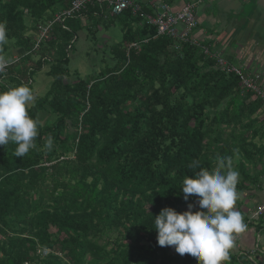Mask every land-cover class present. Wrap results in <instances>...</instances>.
I'll return each mask as SVG.
<instances>
[{
  "label": "trees",
  "instance_id": "16d2710c",
  "mask_svg": "<svg viewBox=\"0 0 264 264\" xmlns=\"http://www.w3.org/2000/svg\"><path fill=\"white\" fill-rule=\"evenodd\" d=\"M73 1L0 0V57L13 61L0 92L31 86L44 66L54 79L28 107L35 148L15 157V144L0 146V264H197L158 245L154 219L166 207L201 211L180 187L218 156L239 173L235 208L264 236V214L250 219L239 209L240 195L264 191L263 102L200 47L159 36L131 11L113 17L106 5L87 7L66 30L55 25L35 48L40 27ZM84 29L106 48L104 67L87 78L70 67ZM103 32L115 38L110 45ZM223 264L260 263L230 250Z\"/></svg>",
  "mask_w": 264,
  "mask_h": 264
},
{
  "label": "clouds",
  "instance_id": "9594fccd",
  "mask_svg": "<svg viewBox=\"0 0 264 264\" xmlns=\"http://www.w3.org/2000/svg\"><path fill=\"white\" fill-rule=\"evenodd\" d=\"M6 42V26L0 24V46ZM12 62L0 57V71ZM33 100V92L26 85L0 92V146L15 144V157H24L36 146L38 122L28 114V105ZM52 146L49 137L45 147ZM217 161L211 171L201 168L194 171V178L185 176L180 187L185 201L192 196L199 198L201 211L194 212L193 204L182 213L166 207L154 219L158 245L173 246L181 256L190 254L197 264H223L229 259L237 237L248 227L235 209L239 173L233 170L230 157L218 156ZM189 167L194 169L198 163L193 161Z\"/></svg>",
  "mask_w": 264,
  "mask_h": 264
},
{
  "label": "crops",
  "instance_id": "0c3cea01",
  "mask_svg": "<svg viewBox=\"0 0 264 264\" xmlns=\"http://www.w3.org/2000/svg\"><path fill=\"white\" fill-rule=\"evenodd\" d=\"M134 1L151 15L156 13L160 2L168 4L175 12L187 4L196 3L198 26L195 36L199 43L221 54L234 66L260 76L264 86V17L256 8L255 0ZM81 20L86 22L87 18L82 17ZM103 35L106 33L103 32ZM263 205L264 202L257 209ZM257 236L260 237L258 243V249H260L261 244L262 247L264 245V236L257 235L256 228L248 225L247 230L242 233L241 244L252 245L254 242L251 247L257 248V240H255ZM256 260L264 264V259L263 263L261 258Z\"/></svg>",
  "mask_w": 264,
  "mask_h": 264
},
{
  "label": "built area",
  "instance_id": "2783aa9c",
  "mask_svg": "<svg viewBox=\"0 0 264 264\" xmlns=\"http://www.w3.org/2000/svg\"><path fill=\"white\" fill-rule=\"evenodd\" d=\"M96 4L108 6L110 14L113 17L119 16L125 11H131L134 15H139L150 26H154L159 36L169 37L183 44H192L200 47L206 56L216 61L218 68H220L222 72L237 76L246 91L258 97L263 102L264 107V86L260 76L243 68L234 66L221 54L212 51L211 48L200 46L195 36V30L198 26L196 3L187 4L181 10L175 12L168 4L160 2L156 13L151 15L145 12L134 0H74L68 9L57 13L53 20L40 27L35 48H38L41 42L48 39V33L55 25H60L65 30L68 29L66 21L77 18V15L80 17L82 11ZM131 47L139 49V45L137 44H132ZM9 67L10 64L0 71V74H3V76L0 77V82L7 76ZM261 214H264V205L255 212L254 218L252 219L259 218ZM241 237L242 234L239 235L237 239L241 240ZM255 252H252L251 255H255ZM250 258L252 260L253 257L250 256Z\"/></svg>",
  "mask_w": 264,
  "mask_h": 264
},
{
  "label": "rangeland",
  "instance_id": "374dc122",
  "mask_svg": "<svg viewBox=\"0 0 264 264\" xmlns=\"http://www.w3.org/2000/svg\"><path fill=\"white\" fill-rule=\"evenodd\" d=\"M116 34L119 36L121 35L122 31L117 28L114 30ZM38 34V33H37ZM31 35V33L29 34ZM79 39L75 45V50L71 53V71L75 72L77 71L82 78H87L93 73L99 72L103 67L104 64H102V55L106 48L102 46L95 47V42L92 40L91 36L88 33L87 29H84V31L79 32L78 34ZM109 36V35H108ZM106 35H99V39L101 38H109ZM38 38V36H37ZM49 39V37H48ZM115 39V38H114ZM113 38H109V45L112 43ZM117 40V39H116ZM101 45V44H100ZM94 48V49H93ZM101 48V49H97ZM10 50H12L10 46ZM100 51L99 53L97 51ZM16 57V55H15ZM232 64V63H231ZM34 83L31 86H28L34 95V100L30 102L28 107L34 106L37 101L44 98L48 92L51 90V87L53 85L54 79L49 75V67L44 66L43 69L40 72H37L33 76ZM50 118V114L48 112L42 113L40 116V122L41 124H45ZM251 195V196H248ZM247 196V197H246ZM241 202L243 203V206L239 208L240 210L244 211V215L248 218H254L256 210H258V206L262 205V202H264V191L262 192H254V193H246L244 195H240ZM254 199V200H253ZM249 200V201H248ZM255 201V203H254ZM236 209V208H235ZM237 210V209H236ZM255 211V212H254ZM254 212V215H252ZM258 235V234H257ZM258 237V236H257ZM242 238V237H241ZM259 238H255L257 240V248L259 243ZM262 242V241H261ZM254 244V242H253ZM252 245H243L241 244L240 239H236L235 245L233 249H231V252H239L240 254H249V256L253 257L254 261L258 263L256 260L257 257L255 255H251L252 252H255L257 250L256 247H251ZM250 246V247H248ZM262 246V244H261Z\"/></svg>",
  "mask_w": 264,
  "mask_h": 264
},
{
  "label": "water",
  "instance_id": "95a60500",
  "mask_svg": "<svg viewBox=\"0 0 264 264\" xmlns=\"http://www.w3.org/2000/svg\"><path fill=\"white\" fill-rule=\"evenodd\" d=\"M255 6L260 12V14L264 17V0H255Z\"/></svg>",
  "mask_w": 264,
  "mask_h": 264
}]
</instances>
